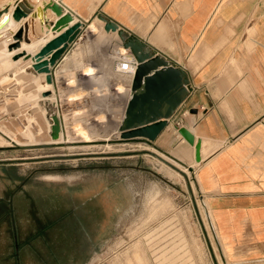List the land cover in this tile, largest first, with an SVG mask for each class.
<instances>
[{
  "label": "rangeland",
  "instance_id": "1",
  "mask_svg": "<svg viewBox=\"0 0 264 264\" xmlns=\"http://www.w3.org/2000/svg\"><path fill=\"white\" fill-rule=\"evenodd\" d=\"M84 42L83 55L57 61L50 88L0 45V264H61L84 234L86 264H225L205 195L184 169L191 149L172 130L152 145L115 142L128 78L113 69L112 35L95 28ZM93 48L103 68L76 70ZM47 107L65 118L67 141L51 139Z\"/></svg>",
  "mask_w": 264,
  "mask_h": 264
},
{
  "label": "crops",
  "instance_id": "2",
  "mask_svg": "<svg viewBox=\"0 0 264 264\" xmlns=\"http://www.w3.org/2000/svg\"><path fill=\"white\" fill-rule=\"evenodd\" d=\"M51 5L72 19L60 32L50 28L59 18ZM26 10V22L37 23L34 35L27 33L39 42L32 55L74 23L82 24L80 33L61 61L83 55L86 37L103 27L101 16L188 74V97L164 132L172 130L193 157L174 127L186 128L200 145L199 164L188 166L219 246L227 249L222 263L264 264V0H26ZM93 55L75 69L101 70L99 52ZM83 236L84 245L70 243L61 264L91 262L93 242Z\"/></svg>",
  "mask_w": 264,
  "mask_h": 264
},
{
  "label": "water",
  "instance_id": "3",
  "mask_svg": "<svg viewBox=\"0 0 264 264\" xmlns=\"http://www.w3.org/2000/svg\"><path fill=\"white\" fill-rule=\"evenodd\" d=\"M24 5L25 2L21 0L15 2L10 14L13 21L19 22L22 18L28 17L29 13ZM9 8V5H5L0 9V18L9 13ZM50 9L59 17L56 22L49 23L50 28L52 32H60L67 27L72 19L70 15L64 14L59 6L51 5ZM36 15H39L38 11L35 13ZM97 18L103 23V31L116 34L119 45L132 55L136 63L124 116L118 127L119 138L115 142L122 144L142 142L152 145L164 132L168 121L188 97L190 83L188 74L182 68L168 62L163 56L153 52L146 42L101 16ZM31 24L30 21L26 22V26L24 25L22 30L19 29L14 34V42L8 46V51L19 49L22 41L28 45L31 44L32 39L27 34ZM81 25V23H74L33 55L23 51L19 52L18 54L23 60L31 61L30 68H28L30 73L44 74L45 83L52 85L54 82L52 68L61 59L67 47L75 41L80 33ZM46 93L42 95L45 97L48 95ZM48 110V115H52L48 116L51 122L50 137L52 140H56L61 129V121L50 107ZM174 129L189 146L194 148V160L199 163L200 145L195 141L194 136L182 126H175ZM148 153L168 164L157 154ZM173 159L175 158L173 157ZM168 165L177 169L171 164ZM187 169L192 170L189 167ZM178 171L185 175L180 170Z\"/></svg>",
  "mask_w": 264,
  "mask_h": 264
},
{
  "label": "bare ground",
  "instance_id": "4",
  "mask_svg": "<svg viewBox=\"0 0 264 264\" xmlns=\"http://www.w3.org/2000/svg\"><path fill=\"white\" fill-rule=\"evenodd\" d=\"M14 1L15 0H0V9L3 7V6H5V5H9V13L8 14H4L1 18H0V45H4V44H6L7 46H10L13 42H14V39H13V36H14V34L19 30V29H23V27H24V25L26 26V17L25 18H22L19 22H15V21H13L12 19H11V16H10V14H11V12H12V10H13V8H14ZM21 1H23V2H25V7H26V0H21ZM37 29V23L36 22H33L32 24H31V36H33L34 35V31ZM34 30V31H33ZM115 36H116V34H115ZM115 38V37H114ZM116 42L118 43V45L117 46H119L121 49L119 50L118 49V47H117V49L115 50L116 51V53L114 54V56H115V58L114 59H120V58H122V56L124 55V54H126V52H128V51H126V50H124L120 45H119V41H118V38H117V36H116ZM38 46H39V42H37L36 40H32V42H31V44L30 45H28V44H26L24 41H22L21 42V47L19 48V49H16L15 51H19V52H21V51H23V52H26V53H34L37 49H38ZM19 52H15L13 55L15 56V54H18ZM22 59V58H21ZM23 62L25 61V60H22ZM29 62V61H28ZM59 62V61H58ZM128 67V66H127ZM127 67H123V68H125V70H126V68ZM85 74V73H84ZM35 76V75H34ZM40 80H44V74H37L36 75ZM126 78H128V84H126V85H124L125 86V92H127L128 91V89H129V87H130V82H131V79H130V77L129 76H126ZM123 79V78H122ZM44 83H45V81H44ZM45 86H47V87H51V85H49V84H46L45 83ZM46 92H49V91H46ZM46 92H44V93H46ZM43 93V94H44ZM43 96V95H42ZM48 96H50V95H48ZM48 96H43L45 99H44V102L45 101H47L48 99H47V97ZM48 101H50V100H48ZM48 109H49V107H47ZM46 109V108H45ZM54 110V109H53ZM49 110H45V113L46 112H48ZM52 111V110H51ZM55 111V110H54ZM55 113V112H54ZM56 114V113H55ZM122 115V119H123V116H124V113H121ZM57 115V114H56ZM48 113H47V120L50 122V118H48ZM50 116H52V115H50ZM49 116V117H50ZM59 116V118L61 119V122H62V125H61V129H60V132H59V138H60V140H62V137H63V135H65V133H64V124H63V119H65L64 117L62 118V117H60V115H58ZM122 119L120 120V122H119V124H117L116 126V132H117V134H118V138H119V132H118V127H119V125H120V123H121V121H122ZM51 123V122H50ZM73 134H75L76 136H77V132H73ZM68 136V135H67ZM69 136H71V134H69ZM72 137V136H71ZM69 138V139H71L72 140V138H75V137H72V138ZM78 137H80L79 135H78ZM68 140V138H66V135H65V141H67ZM75 143H80V141L78 142H75ZM143 151V150H142ZM140 152V151H139ZM175 158V157H174ZM177 159V158H176ZM178 160V159H177ZM178 161H180V160H178ZM194 162H195V160H194ZM195 163H197V162H195ZM176 164H178V163H176ZM197 164H199V163H197ZM174 166V165H173ZM175 167V166H174ZM187 167H189V168H192L191 166H187ZM175 168H177V167H175ZM184 168V167H183ZM178 170H180L179 168H177ZM184 169H186L187 170V168H184ZM192 170H193V168H192ZM181 172H183L182 170H180ZM184 174H185V172H183ZM193 173H194V170H193V172H191V174L193 175ZM185 176H186V174H185ZM187 177V176H186ZM141 264H143V262H141Z\"/></svg>",
  "mask_w": 264,
  "mask_h": 264
},
{
  "label": "built area",
  "instance_id": "5",
  "mask_svg": "<svg viewBox=\"0 0 264 264\" xmlns=\"http://www.w3.org/2000/svg\"><path fill=\"white\" fill-rule=\"evenodd\" d=\"M135 65H136V63H135L132 55L129 52H126V54H124L122 56V58L114 60L113 69L115 72H117L119 74H123L125 76H129L131 79L133 72H134ZM123 67H127L126 70ZM129 91H130V87H129L128 91L126 92L127 95H126V100H125V106H126V103H127L128 97H129ZM61 125H62V122H61Z\"/></svg>",
  "mask_w": 264,
  "mask_h": 264
}]
</instances>
